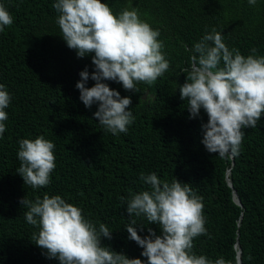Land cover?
<instances>
[{"label": "trees", "instance_id": "1", "mask_svg": "<svg viewBox=\"0 0 264 264\" xmlns=\"http://www.w3.org/2000/svg\"><path fill=\"white\" fill-rule=\"evenodd\" d=\"M55 2L0 0L14 19L0 33V84L12 96L0 139V264H59L35 245L32 235L38 229L26 222L27 209L19 202L25 196L42 199L45 193L82 208L97 227L105 223L112 239L102 238V245L146 261L125 230L130 219L126 201L130 193L147 190L140 174L153 172L162 180L191 184L203 197L208 235L194 239L197 255L223 256L238 264V244L242 264H264V116L256 128L243 130L238 156L220 158L201 143L206 113L189 119L188 102L179 93L191 68V49L212 28L230 49L247 57L255 48L264 56V0L255 6L248 0H101L114 14L137 9L141 20L159 30L170 62L155 84L140 83L136 93L105 81L132 100L135 121L119 135L106 132L93 118L98 105L88 109L79 99V73L86 66L94 70L92 56L78 58L67 47ZM94 84L89 79L86 86ZM41 135L55 144L56 168L46 188L33 189L16 172L18 142ZM136 219L145 227L138 229L142 237L149 227L159 234L158 225Z\"/></svg>", "mask_w": 264, "mask_h": 264}, {"label": "clouds", "instance_id": "2", "mask_svg": "<svg viewBox=\"0 0 264 264\" xmlns=\"http://www.w3.org/2000/svg\"><path fill=\"white\" fill-rule=\"evenodd\" d=\"M256 3L248 0L250 6ZM53 8L59 13L57 24L67 47L78 58L92 56L94 70L90 73L86 66L76 84L80 101L88 109L98 105L93 118L106 132L126 134L135 121L129 110L131 97H121L105 81L136 93L140 83L153 85L169 71L159 30L141 20L137 9L125 8L114 14L101 0H56ZM13 22L12 14L0 3V33ZM191 51V68L186 82L179 86L180 99L188 102L189 119L201 118V110L206 113L207 123L201 124V143L206 151L220 158L236 157L245 136L243 130L256 128L264 116V56L256 55L255 48L247 57L238 49H230L216 28L206 32ZM89 79L95 82L90 88L86 86ZM11 100L5 85L0 84V139L6 131L5 110ZM18 143L17 174L33 189L46 188L56 168L55 144L43 135ZM140 179L148 187L130 193L126 201L130 219L125 230L143 249L141 256L146 261L102 245V238L112 239L109 227L105 223L97 227L84 216L82 208L60 195L45 193L42 199L33 201L25 196L19 201L27 209L26 222L38 229L32 240L47 259H56L59 264H231L223 256L212 260L194 252V239L208 232L203 197L191 184L176 178L162 180L155 172L141 173ZM140 217L148 225H158L159 234L150 227L147 235L138 234V229H145L137 224Z\"/></svg>", "mask_w": 264, "mask_h": 264}, {"label": "water", "instance_id": "3", "mask_svg": "<svg viewBox=\"0 0 264 264\" xmlns=\"http://www.w3.org/2000/svg\"><path fill=\"white\" fill-rule=\"evenodd\" d=\"M227 174H229V171L227 172ZM227 182H228V185H229L230 187H232V185H231V181H230L229 178H227ZM233 198H234V201H235L238 205H240V201H239L238 196H237V194H236L235 191H233ZM235 247L238 248V252H237V261H238V264H242L241 259H240V253H241L240 247H239L238 244H236Z\"/></svg>", "mask_w": 264, "mask_h": 264}]
</instances>
